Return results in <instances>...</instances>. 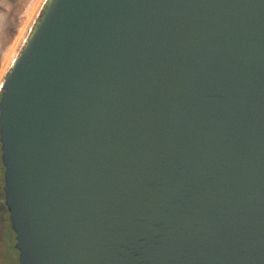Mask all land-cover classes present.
I'll list each match as a JSON object with an SVG mask.
<instances>
[{
  "label": "water",
  "instance_id": "obj_1",
  "mask_svg": "<svg viewBox=\"0 0 264 264\" xmlns=\"http://www.w3.org/2000/svg\"><path fill=\"white\" fill-rule=\"evenodd\" d=\"M0 142L19 264H264V0H46Z\"/></svg>",
  "mask_w": 264,
  "mask_h": 264
},
{
  "label": "rangeland",
  "instance_id": "obj_2",
  "mask_svg": "<svg viewBox=\"0 0 264 264\" xmlns=\"http://www.w3.org/2000/svg\"><path fill=\"white\" fill-rule=\"evenodd\" d=\"M46 0H23L22 3L26 5V10L24 11V8H16L11 7V5H8L12 12V19L19 16L20 13L24 12V17L21 18L22 20V30L15 40L13 44H10V46H7L6 41L9 39V37L13 33V29L8 27V25L5 26L3 29L2 26H0V89L2 86L3 81L9 74L12 65L14 63V60L19 55V53L22 51L23 47L25 46L26 41L31 34L30 29H33L35 26L36 21L39 19L41 12L43 10V7L45 5ZM6 5V6H7ZM7 6V7H8ZM6 12H9L6 8ZM10 18V19H11ZM33 26V27H32ZM1 94V91H0ZM1 242V240H0ZM10 247L5 246V250L3 254L2 247L0 245V264H19V254L18 251L14 248V245L16 243L14 235H12L10 239ZM7 254V255H6ZM5 261H4V259Z\"/></svg>",
  "mask_w": 264,
  "mask_h": 264
},
{
  "label": "flooded vegetation",
  "instance_id": "obj_3",
  "mask_svg": "<svg viewBox=\"0 0 264 264\" xmlns=\"http://www.w3.org/2000/svg\"><path fill=\"white\" fill-rule=\"evenodd\" d=\"M23 0H0V26L5 28L6 25H8L7 28L13 29L12 35L9 37V39L6 41L7 46H10V44H13L17 37L19 36L23 24L21 18L24 17V12L20 13L18 17L11 18L12 12L11 8H9L8 5H11V7L21 8L25 6L24 11L26 10V5L22 3ZM8 4V5H7ZM8 7H7V6ZM6 8L9 12H6ZM11 18V19H10ZM5 167L2 160V144L0 142V245L2 247V252L4 253L5 246L10 247V239L12 235H14L16 240V234L14 230L12 229L11 220H10V212L6 204V198H5ZM16 245V243H15ZM14 245V248L16 249ZM16 251H18L16 249ZM19 254V251H18ZM7 255V254H6ZM4 259V258H3ZM5 261V259H4Z\"/></svg>",
  "mask_w": 264,
  "mask_h": 264
},
{
  "label": "built area",
  "instance_id": "obj_4",
  "mask_svg": "<svg viewBox=\"0 0 264 264\" xmlns=\"http://www.w3.org/2000/svg\"><path fill=\"white\" fill-rule=\"evenodd\" d=\"M32 27H33V26H32ZM31 30H32V29H30V32H31ZM24 42H26V39H25V41H24ZM0 91H1V89H0Z\"/></svg>",
  "mask_w": 264,
  "mask_h": 264
}]
</instances>
